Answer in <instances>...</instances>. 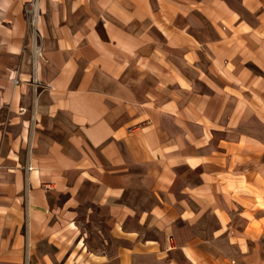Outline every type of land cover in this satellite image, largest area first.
I'll list each match as a JSON object with an SVG mask.
<instances>
[{
    "label": "crops",
    "instance_id": "0c3cea01",
    "mask_svg": "<svg viewBox=\"0 0 264 264\" xmlns=\"http://www.w3.org/2000/svg\"><path fill=\"white\" fill-rule=\"evenodd\" d=\"M0 264H264V0H0Z\"/></svg>",
    "mask_w": 264,
    "mask_h": 264
},
{
    "label": "built area",
    "instance_id": "2783aa9c",
    "mask_svg": "<svg viewBox=\"0 0 264 264\" xmlns=\"http://www.w3.org/2000/svg\"><path fill=\"white\" fill-rule=\"evenodd\" d=\"M25 13H26V16H28V17L33 16L35 13V5L31 4L30 8L25 10ZM35 55L38 57H42V53L40 52L38 47L35 48Z\"/></svg>",
    "mask_w": 264,
    "mask_h": 264
}]
</instances>
